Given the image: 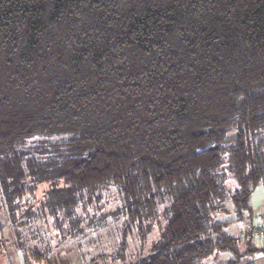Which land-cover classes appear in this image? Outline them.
Segmentation results:
<instances>
[{"label":"trees","instance_id":"obj_1","mask_svg":"<svg viewBox=\"0 0 264 264\" xmlns=\"http://www.w3.org/2000/svg\"><path fill=\"white\" fill-rule=\"evenodd\" d=\"M258 186L264 0H0V264H251Z\"/></svg>","mask_w":264,"mask_h":264},{"label":"rangeland","instance_id":"obj_2","mask_svg":"<svg viewBox=\"0 0 264 264\" xmlns=\"http://www.w3.org/2000/svg\"><path fill=\"white\" fill-rule=\"evenodd\" d=\"M228 186L233 190V188L235 187L234 182L231 179H228L227 181ZM46 184H40L37 188V198H39L43 192V190L46 188ZM109 193V192H108ZM113 193V190H112ZM230 205V203H228ZM251 204L253 206V208L256 210V216L254 217L252 223H246L244 225H240L239 230L240 232H244V231H248L249 229L254 230V238L255 241L258 245L264 243V189L262 188V186H258L251 194ZM116 203L114 200V196L111 195V191H110V195L107 198V202L105 203V209H112L113 207H115ZM0 221L2 224H4L3 230L6 231V220H5V214L2 208V202L0 199ZM51 222V221H50ZM0 223V224H1ZM233 226H230V230L233 233H236L235 230L237 229L238 223L233 222L232 223ZM52 227V226H51ZM49 232L51 235H56L57 230L55 228H49ZM103 233V234H102ZM102 236L105 237V232L102 230L101 231ZM58 236V234H57ZM56 236V237H57ZM58 238H60V236H58ZM55 240H57V238H55ZM109 241V240H107ZM133 245H131V247H134V244H138L137 242H132ZM257 255L264 256V253H256L251 260L248 261V263L254 264V257H256ZM210 259H207L205 261V263H209ZM3 264H23V259H22V255L18 252L15 254H11L10 256H7L3 262Z\"/></svg>","mask_w":264,"mask_h":264},{"label":"crops","instance_id":"obj_3","mask_svg":"<svg viewBox=\"0 0 264 264\" xmlns=\"http://www.w3.org/2000/svg\"><path fill=\"white\" fill-rule=\"evenodd\" d=\"M254 264H264V256L257 255L256 257H254Z\"/></svg>","mask_w":264,"mask_h":264}]
</instances>
